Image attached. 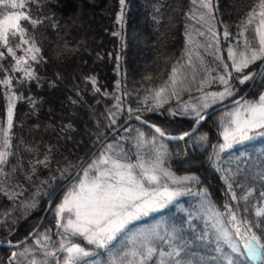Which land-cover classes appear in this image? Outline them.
Returning a JSON list of instances; mask_svg holds the SVG:
<instances>
[{
  "label": "trees",
  "instance_id": "obj_1",
  "mask_svg": "<svg viewBox=\"0 0 264 264\" xmlns=\"http://www.w3.org/2000/svg\"><path fill=\"white\" fill-rule=\"evenodd\" d=\"M253 1L256 0H219L221 9L217 14L220 13L221 31L227 30L230 33L236 31L241 17L248 11L243 10L251 6ZM188 8V0H125L123 20L120 23H117L120 0H25L23 9H5L0 12V19L10 12L24 11L33 19L42 21L34 28L28 22L21 21V25L27 28L25 38L34 39L36 46L41 50L36 54L38 58L42 57L40 63L26 57L35 71L36 79L23 82L25 81L23 73L13 70L15 60L0 46V51L5 52V58L0 60V65L3 66L0 68V80L6 76L13 77L11 90L17 96L13 127L9 133L11 147L8 151L12 154L8 158V163L3 166V171L7 175L0 176V213L6 205L12 217L9 215L2 222L4 214H0L2 226H5V233L0 236L1 242L18 243L26 238L38 224L49 194L58 187L54 188L66 183L100 142L129 118L140 116L172 135L193 129L195 125L193 118L171 116L163 109L146 111V108L133 111L131 115L125 110L120 120L105 130L100 122L116 107L119 95L128 100V103L124 101L123 105L139 108V103L144 97H148L150 93L163 86L165 81L167 82L177 53L182 49ZM134 34L137 35L136 40L140 41L138 46ZM18 39V37L12 39L10 36V46L14 49ZM23 47L27 48L29 45ZM15 50L17 57L25 56V52ZM262 63L256 64L257 68L252 72L258 73ZM24 67L27 68L28 65ZM119 69L122 72H119ZM247 73L250 71L243 74ZM261 73H264V68ZM261 73L247 96L248 99L256 101L264 91V74ZM241 76L234 75V81L239 82L238 78ZM151 77L154 79L147 81ZM254 77L255 75L253 79ZM92 79H95V85L92 84ZM253 79L244 84L239 82V89L245 93ZM60 80L64 81L65 85L69 84L71 90L68 91L65 85L62 86ZM97 88L99 91H96ZM115 88L117 96L112 94ZM8 91L6 86L0 85V128L6 127L8 100L5 93ZM233 100H227L226 103ZM61 102H66L67 107L62 109ZM86 108L93 109L92 120L85 119ZM212 109L214 108L206 110L203 114ZM73 112L78 113L80 115H77L78 119L81 117L84 121L77 122L75 126L81 130L87 126L88 131H85V134L89 135L92 131L91 135L97 134L95 140L76 137L74 127L69 121L70 119L73 121V116L70 115ZM223 113L224 111H219L212 114L196 132L191 134L188 141L181 142H168L148 126L132 121L113 135L91 159L95 160L108 144L113 145L118 152L122 150L132 162L137 159L152 161L159 151L164 154L163 167L174 176H185V172H189L188 175L198 177L199 183L190 182L184 188L191 194L179 200L178 205L182 209L173 208L168 213L159 214L164 219L167 218L168 234L173 233V230L175 232L172 246L182 250L179 259L191 258L194 264H226V261L217 256L214 233L210 225L195 208L196 193L206 191L208 199L220 210L225 209L223 203L227 202V196H230V201L226 204L235 205L238 214L244 219H254L256 208L264 207V196H261L264 192V149L257 151L255 148L242 146L225 152L221 157L216 155L221 141L219 136L225 124ZM179 118L186 119L184 128L169 123L170 120ZM168 123L169 125H166ZM140 133L144 134L145 143L137 147ZM153 137L157 139L155 144L151 143ZM201 137L206 139L201 140ZM2 142L3 133L0 132V144ZM80 142L81 146H87L86 151L74 155L79 149ZM212 154V160L208 164ZM73 156L77 157L76 162H73ZM38 161H47V166ZM170 163L177 165L178 168L173 169ZM218 168L221 171H217ZM63 169L65 172L63 176L67 175V180L58 181L56 183L58 185L49 188L54 183V177ZM81 174L77 178H80ZM225 175L230 177L229 182L236 193V200L231 199V193L227 190L223 179ZM32 180L42 183L43 186L37 188L32 183L27 184ZM249 191L252 195L245 201L241 197L247 196ZM36 200L41 202L40 205L35 203L33 208L26 207ZM30 210L35 218L28 220L30 224L38 219L33 228H27L30 224L25 221L24 216V213ZM53 212L55 213L54 209L47 215L33 239L48 235L52 242H49V248L55 251L60 243L57 241L60 230L54 234L48 227L43 228L54 216ZM20 213L21 217H15ZM80 238L76 237L73 240L78 243L81 241ZM155 243L158 250L164 251L163 241L157 240ZM87 246L90 252L95 251V255L84 259L81 264H109L108 252L92 245ZM25 249L36 258L43 256V250L33 240H28L16 247L0 246V264L29 262L26 258L31 254L19 255ZM123 249H126L125 244L119 239L113 251L118 253ZM11 252L18 255L15 260L10 261L8 259ZM63 256L64 253L57 252L60 261ZM43 258L55 264L54 258ZM160 259L157 255L149 264H160ZM165 259L167 260V257ZM171 262L168 261V264ZM236 264L250 263L243 258Z\"/></svg>",
  "mask_w": 264,
  "mask_h": 264
},
{
  "label": "snow or ice",
  "instance_id": "obj_2",
  "mask_svg": "<svg viewBox=\"0 0 264 264\" xmlns=\"http://www.w3.org/2000/svg\"><path fill=\"white\" fill-rule=\"evenodd\" d=\"M191 2L196 8L193 9L190 19L196 20L197 23L208 24L207 31L211 34L208 37L210 42L206 46L200 44L199 47L212 48L214 44L218 46L219 34L215 27L209 23L214 18L212 0H191ZM120 5L121 13L117 23L123 20L125 0H120ZM23 8H25V0H0V12L5 9ZM200 9L203 11L197 16L196 12ZM206 16L208 20L205 19ZM21 21L28 22L33 28L42 23L24 11L10 12L4 15L0 19V46L6 49L7 55L15 60L13 70L22 72L25 77L23 82H28L36 79V75L26 57H30L31 61L35 63H40L42 57L38 58L36 55L41 50L36 46L34 39L25 38L27 28L21 25ZM240 27L242 29L240 36L244 37L243 47L239 52L233 48L228 49V58L232 61L231 68L237 73H243L245 69L257 61L264 62V0H258V4L247 14ZM250 29L252 31L251 39L245 35ZM197 31L200 36H205V32ZM114 35H118V33H114ZM223 35L227 38L230 33L225 30ZM10 36L12 39L19 38L15 49L25 52V56L17 57L16 50L10 46ZM188 40L189 44L194 43L191 35H189ZM24 45H29V47L24 48ZM186 55L189 58L188 66L194 67L193 52L189 50ZM195 55L203 65V58L200 54L197 52ZM4 58L5 52L0 51V60ZM217 59L221 61L225 73L218 77L219 82L224 85V91L204 95L201 97L200 106L184 105L182 108V114L192 116L196 124L206 119L202 109H206L211 104L223 101L234 94L230 85L232 72L229 71V65L223 62L222 56H217ZM24 65H28V67L26 68ZM2 67L0 65V68ZM204 70L207 71V69ZM256 74L255 72L244 74L238 78L239 82L244 84L246 81L252 80ZM12 79L13 77L6 76L0 80V85L6 86L9 90L5 93L8 100L6 127L0 128V132L3 133V142L0 144V176L7 175L3 171V166L8 163V158L12 154L8 151L11 147L9 133L13 127V110L17 100L15 92L11 90ZM185 79L187 77L183 74L182 66L174 67L169 82L154 92L152 96L155 101L154 107L158 108L167 102L168 96L164 94L169 90H171L172 96H177L179 94L177 85L183 84ZM91 82L95 85V79H92ZM207 83V81H201V90ZM96 91L99 89L97 88ZM235 103L237 107L228 113L227 126L222 133L224 143L218 145L220 152L231 150L255 139L254 134L258 133L264 136V95H260L255 102L246 101L241 104L240 101H235ZM116 107L118 110L120 109L119 104ZM127 111L131 115L134 110L128 108ZM172 114L175 115L176 113ZM111 115L114 117L116 114L111 113ZM135 118L141 119L140 116ZM115 122V119H112L111 123L114 124ZM155 132L160 137L167 135L159 127H155ZM189 135L190 133L185 132L180 136H168L167 138L183 140ZM143 136L144 134L140 133L137 147L145 143ZM155 139L153 137L152 144H155ZM205 139L206 137H201V140ZM163 155L158 151L152 161L137 159L133 163L122 150L118 152L113 145H106L105 151L86 165L82 178L71 187L57 206V226L63 229L65 239L60 241L55 251L49 248L51 238L48 235L45 234L36 239V245L43 250L42 255L54 258L55 264H61L60 259L57 258V252H60L65 254L62 257V264H81L85 258L95 255V253L87 251L80 244L73 243L69 239V237H81L89 245H94L96 248L108 252L109 264H149L157 255L161 258L160 264H168V261H172L173 264H191L190 261L185 262L179 259L181 249L171 246V240L175 238L174 230L168 239H165L156 230L150 233L136 234L130 240L132 245L130 248L123 249L118 253L113 251L115 243L127 233L130 224L152 212L164 209L180 196L186 194L178 187H169L163 178H167L173 185L189 182L199 183L198 177L194 175L183 178L175 177L173 173L163 167ZM216 155L219 156V153ZM38 163H45L47 166V161H38ZM217 171H221V169L218 168ZM223 179L228 192L231 193V199L236 200V193L232 190V184L229 182L230 177L225 175ZM202 195L205 200L208 199L206 191ZM250 195H252L251 191L247 196L241 198L247 201ZM261 196H264V192L261 193ZM26 207H35V202L26 205ZM224 207L225 211L220 212L211 203L205 205L209 221L212 222L216 232L218 245L216 251L220 254L221 259L226 261V264H236V257H246L255 264H264V207L256 208L254 219L241 218L229 205L226 204ZM157 240L168 243L171 250L167 252L158 250L155 243ZM8 243L11 244L10 241ZM221 243L226 245L234 256L225 254L224 248L219 247ZM26 253L31 254L28 249H25L19 255ZM17 255L16 252H13L12 259L15 260ZM31 264H49V262L47 259L39 261L32 259Z\"/></svg>",
  "mask_w": 264,
  "mask_h": 264
},
{
  "label": "rangeland",
  "instance_id": "obj_3",
  "mask_svg": "<svg viewBox=\"0 0 264 264\" xmlns=\"http://www.w3.org/2000/svg\"><path fill=\"white\" fill-rule=\"evenodd\" d=\"M257 1V0H256ZM256 1H253L252 2V4H251V6H247L243 11H247V13L246 14H244L241 18V21H240V25H241V22L246 18V16H247V14L253 9V7H256V5L258 4V1L256 2ZM257 3V4H256ZM254 4H256L255 6H253ZM188 6H189V8H188V10H187V14H186V22H185V36L183 37V43H182V49L180 50V52L179 53H177V59L175 60V64L174 65H172V67H171V70H170V72H169V77H170V75H171V73H172V71H173V68L174 67H178V66H182V71H183V74L187 77V79H185L184 80V82H183V84H178L177 85V90H178V95L177 96H172L171 94H170V92H171V90H169L168 92H166L164 95L165 96H168V99H167V102H165L162 106H160V107H158V108H156V107H154V105H155V101L152 99V96H153V94H154V92H152V93H150L149 95H148V97H144L143 98V101L141 102V103H139V108H132L131 106H129V105H123V103H124V101H125V103L127 104L128 103V100L125 98V99H123L122 97H121V95H119L117 98H118V100H116V101H118V102H116L115 103V106L117 105V104H119L120 105V109L118 110L117 109V107H114V109H113V111L112 112H109L107 115L108 116H106V118L105 119H103V120H101L100 122H101V126L104 128V130L105 129H109L110 127H111V125H113L112 123H111V121H112V119H115V123L114 124H116L117 123V121H118V119L120 120V117H122V115H123V113H124V111L126 110L127 111V109L128 108H131V109H133L134 111H141L142 109L144 110V109H146L147 108V110L146 111H149V109H154V110H157V111H161L162 109L163 110H165V111H167V113H169L171 116H181L182 115V117L183 118H187V116H189V117H191L192 118V116H190V115H184V114H182V108H183V106L184 105H192V106H200V104H201V97H203L204 95H206V94H210V93H212V92H222V91H224V85H222L220 82H219V79H218V77L220 76V75H224L225 73H224V71H223V68H222V65H221V61L219 60V59H217V56H222L223 57V62L224 63H227L228 65H229V71H231L232 72V77H231V80H230V85H231V87H232V90H233V95L232 96H230V97H228V98H226L225 100H223V101H218V102H216V103H213V104H211L208 108H206V109H202V113L203 112H205L206 110H209L210 108H214V109H217L218 107H220V106H222V105H224V104H226V101L227 100H230V99H234V100H237V99H239V98H241V97H243L244 96V98L240 101L241 102V104H243L244 102H246V101H252V102H255L254 100L255 99H248L247 98V96L250 94V92H251V89L253 88V85H254V83L256 82V80H255V82H253L250 86H249V88H248V90L245 92V93H243L242 92V89L240 90L239 89V87H240V85H239V82H235L234 80V75H236V74H240V75H244L243 73H245V72H247V71H250V73H253L252 72V70L254 71L255 70V68H257V67H255L256 66V64H258L259 62H261V61H257L255 64H252V65H250L249 66V68H247V69H245L244 70V72L243 73H237V72H235L232 68H231V64H232V61L228 58V49L229 48H233V49H235V50H237V52H239V50L243 47V41H244V37H242V36H240V32L242 31V29H241V27H240V25L236 28V31H232V33H230V35L227 37V38H225L224 37V35H223V33H224V31H221V25H220V13L219 14H217L218 12H219V9H221V4L219 3V0H212V6H213V15H214V18L213 19H211L210 21H209V23L211 24V25H213L214 27H215V30L217 31V33L219 34V36H218V39H219V43H218V46L217 45H215L214 44V46L212 47V48H206V47H199V45L200 44H204L205 46L210 42L209 41V39H208V37L211 35L210 33H208V31H207V29H208V24H204L203 22H201V23H197L196 22V20H194V19H190V16H192V13H193V9H195L196 8V6L195 5H193L192 4V2H191V0H188ZM201 11H203L202 9H200V10H197V12H196V15L198 16L199 14H200V12ZM118 13H121V5H120V11L118 12ZM118 13H117V19H118V16L120 15H118ZM205 19L206 20H208V17L206 16L205 17ZM155 30V29H154ZM197 30H199V31H203V32H205V36H200L199 35V33H198V31ZM189 35H191V37H192V40L194 41V43H192V44H189V40H188V37H189ZM246 36H248L249 37V39H251V37H252V31H251V29L249 30V32L248 33H246L245 34ZM135 36H137L136 34H134V40H135V43H136V46H138V44H140V41H138V39L136 40V37ZM239 41V43H237ZM189 50H191L192 52H193V56H192V62H193V66L194 67H190V66H188V56L186 55V53L189 51ZM141 52V51H140ZM199 53L200 54V56L203 58V65H201V62H200V60H198L197 58H196V55H195V53ZM141 54V53H140ZM142 58H143V56H142ZM141 58V59H142ZM264 63V62H263ZM262 63V64H263ZM262 66V65H261ZM204 69H207V71H205ZM249 69V70H248ZM263 70V69H262ZM119 72H122V70L121 69H119ZM262 72V71H261ZM260 75V74H259ZM169 77H167V82L165 81L164 83V85H166V83H168L169 82ZM193 77H194V79H193ZM259 77V76H258ZM152 79H154V78H148V80L147 81H151ZM201 81H207L208 83L207 84H205L204 86H203V89L201 90ZM60 84L63 86V85H65L64 84V81H62V80H60ZM138 84H140L141 85V83H138ZM117 85H118V83H117ZM145 85V84H144ZM163 85V86H164ZM146 86V85H145ZM68 91L69 90H71V86H69V84H66L65 86H64ZM162 87V86H161ZM159 89V88H158ZM157 89V90H158ZM239 90H240V92H239ZM240 95H239V94ZM243 93V94H242ZM112 94H116V96L118 95L117 94V90H116V88H115V90H114V92L112 93ZM261 95H264V91L262 92V94ZM237 96H239V98H235V97H237ZM233 100V101H234ZM257 101V100H256ZM141 105V106H140ZM67 107V104H66V102H61V108L63 109V108H66ZM237 107V105H235V106H232V107H230V108H226V109H223V110H221V111H224V116L223 117H225V124H224V127H223V131H224V128L227 126V122H228V119H229V117H228V113L229 112H231V111H233L235 108ZM136 109V110H135ZM138 109V110H137ZM93 109L92 108H86V115H85V119L87 120H92L93 119V114H94V111H92ZM150 110V111H151ZM220 111V112H221ZM13 113H14V110H13ZM111 113H115L116 115L113 117L112 115H111ZM161 113V112H160ZM172 113H176L175 115H173ZM70 115L71 116H73V121L70 119L69 121L71 122L70 123V125H72L74 128H73V130L75 131V135H76V137L78 138V137H85V139H90V141H92L93 140V138H94V140L96 139V137H97V134H93V135H91L92 134V131H91V133L89 134V135H86L85 134V131H88V130H86L87 129V126H84L82 129L83 130H81L80 128H78V127H76L75 125L77 124V122H82L83 120H82V118L80 117L79 119H78V117H77V115H78V113H70ZM78 116H80V115H78ZM83 116H84V114H83ZM129 120V119H128ZM127 120V121H128ZM206 120V119H205ZM204 120V121H205ZM186 119H182V118H179V119H177V120H170V122L169 123H172L173 125H175V126H180V127H182V128H184L185 127V125H186ZM203 121V122H204ZM126 122V121H125ZM124 122V123H125ZM165 122V121H164ZM83 123H84V121H83ZM123 123V124H124ZM166 123V122H165ZM169 123L168 124H166V125H169ZM99 124V123H98ZM123 124L121 125V126H123ZM87 125H88V123H87ZM157 127H159L158 125H156ZM120 127V126H119ZM116 130V129H115ZM223 131H222V133H223ZM89 133V132H88ZM103 133H104V131H103ZM185 133V132H184ZM188 133V132H187ZM222 133H221V135L219 136V138H220V144H222V143H224V139H223V135H222ZM183 133H180V134H176V135H172V134H169L170 136H173V137H176V136H180V135H182ZM255 135V139H253V140H251V141H247V142H245L243 145H239V146H236V147H234L233 149H231V150H234V149H236V148H240V147H242V146H244V148H246V147H251V149H253V148H255V149H257V151H262L263 149H264V136H261V135H259L258 133L257 134H254ZM88 136V137H87ZM191 135H189V136H186L183 140H180L179 142H181V141H188L189 140V137H190ZM75 137V138H76ZM69 138V137H68ZM157 140V139H156ZM81 142H83V141H81ZM81 142H80V144H79V149L74 153V155H78V153L79 154H81L85 149H86V147L87 146H85V147H83V146H81ZM255 145V146H254ZM259 145V146H258ZM61 149H62V147H61ZM63 150V149H62ZM65 151V150H64ZM86 151V150H85ZM88 151V150H87ZM105 150H103L102 152H104ZM229 151V150H228ZM228 151H225V152H228ZM66 152V151H65ZM101 152V153H102ZM225 152H220L219 151V149H218V153H219V156L221 157V156H223V154H225ZM91 155V154H90ZM89 155V156H90ZM215 156V155H214ZM74 157V156H73ZM93 159V158H92ZM129 159V158H128ZM214 159V158H213ZM77 161V157L75 158L74 157V159H73V162H76ZM91 161V160H90ZM131 161V160H130ZM132 162V161H131ZM136 162V161H135ZM134 161H133V163H135ZM83 164V163H82ZM171 164V166H172V168L173 169H177L178 167H177V165H174V164H172V163H170ZM87 165V164H86ZM82 166V165H81ZM80 166V167H81ZM79 167V168H80ZM180 169V168H179ZM186 169V168H185ZM67 170V169H66ZM84 170V168L82 169V171ZM64 171V169L63 170H61L60 172H58V176L57 177H54V183L52 184V186H50L49 188H54L56 185H58V184H56L58 181H61V180H63V179H65V180H67V178L68 177H64L63 176V173H65V172H63ZM187 173H189V172H185V176H191V175H188ZM82 174H83V172H82ZM82 174H81V176H80V178H82ZM174 175V174H173ZM185 176H181V177H177V178H183V177H185ZM59 177V178H58ZM176 177V176H175ZM59 180H58V179ZM80 178H77L71 185H69L67 188H64L62 191H61V193L59 194V195H61V196H59L58 195V197H56V199L53 201V203L51 204V207L50 208H48V206H49V202L51 201L50 199L54 196V194L56 193V191L62 186V183H61V185L59 184L58 186H56L54 189H56L57 187V189L56 190H54L53 192H51L50 194H49V197H48V200H46L47 201V204H46V206H45V208H43L44 210L42 211V215H41V218H40V220L38 221V224L36 225V227L33 229V231L35 230V229H37V232H38V230H39V228H41V226L43 225V223H44V221H45V219H46V217H47V215L54 209V211H55V213L53 212L52 213V215H54V216H52L51 217V219L47 222V224L43 227V228H45V227H48V229L50 230V232L51 233H54V234H57L59 231H58V229L60 230V237H59V239L57 240V241H61V240H64L65 239V234L63 233V229L62 228H59L57 225H58V217H57V215H56V209H57V206L62 202V200H63V197L67 194V192L71 189V187L74 185V184H76L77 182H78V180L80 179ZM164 179V181L166 182V183H168V185H169V187H173V188H176V187H178V188H180L182 191H184L186 194L185 195H182V196H180L175 202H173L172 204H169L167 207H165L164 209H162V210H160V211H157V212H152V213H150L149 215H147V216H144V217H142L140 220H137V221H134L132 224H130L129 225V228H128V231H127V233L126 234H124L123 236H122V238H121V240L123 241V243L125 244V248H130L132 245H131V242H130V240H131V238H133V237H135L136 236V234H139V233H150V232H152L153 230H156V231H158L159 233H160V235H162V236H164L165 237V239H168V237H169V235L170 234H172V233H169L168 234V230H167V218H165L164 219V217L163 216H161V215H159L160 213H164V212H167L168 213V211L170 210V209H173V208H175V210H178V209H182V208H180V205H178V202H179V200L181 199V197H185V196H189L191 193L187 190V189H184V188H186V185L188 184V183H186V184H180V185H173V184H171V182L170 181H168L167 180V178H163ZM65 182V181H64ZM63 182V183H64ZM30 183H32V184H34L37 188L38 187H42L43 186V184L42 183H38V182H34L33 180L31 181V182H29V183H27V184H29L30 185ZM44 183H45V181H44ZM190 183V182H189ZM47 186H48V184H46ZM45 188V187H44ZM47 188V187H46ZM183 188V189H182ZM202 193H204V192H202ZM202 193H193V194H195V196H196V203H197V205H196V207L195 208H197V210H198V212H199V214L201 215V217L204 219V221L205 222H207L209 225H210V228L212 229V231H213V233H214V240H215V245H216V248L218 247V245H217V240H216V232H215V230H214V228H213V226H212V222H210L209 221V218H208V214H207V212L205 211V205H207L208 203H211L212 204V202L209 200V199H207V200H205L204 198H203V195H202ZM39 199V198H38ZM228 201H230V196H227V202L226 203H228ZM35 203H37L38 205H40V203L41 202H39V200H36V201H34ZM231 204V205H230ZM229 204V207L230 208H232V209H234L236 212H237V214H238V209H237V207L235 206V205H233L232 203H230ZM3 205H4V203H3ZM216 209H218L220 212H224L225 211V209L223 208V210H220V208H217L214 204H212ZM226 205V204H225ZM13 206H15V205H13ZM12 206V207H13ZM49 209V210H48ZM48 210V211H47ZM2 212L1 213H3L4 215H3V217H4V219L2 220V222L3 221H5V219L6 218H8L9 217V215H10V209H8V208H6V205L5 206H3V209L1 210ZM31 210L28 212H26V213H24V216H25V218L27 219H25V221H27L29 224H30V221H28V220H34L35 218L33 217V215L31 214ZM0 213V214H1ZM166 213V214H167ZM32 215V216H31ZM11 216V215H10ZM22 216V214L20 213V214H16V216L15 217H21ZM39 216H40V214L38 215V218H39ZM238 216L239 217H241V215L240 214H238ZM12 217V216H11ZM49 219V218H48ZM38 220V219H37ZM37 220H35L32 224H30V225H28L27 226V228L28 227H31V228H33L34 226H35V224L37 223ZM40 225V226H39ZM39 226V228H37ZM208 226V225H207ZM165 230H167V231H165ZM33 231L32 232H29V234H28V236L26 237L27 238V241L28 240H33L34 242L36 241V240H34L33 239V236H31L32 235V233H33ZM3 233H5V226L3 227L2 226V223H1V221H0V236L3 234ZM26 238H24V239H26ZM76 237H69V239H71V241L73 242V243H76V240H73V239H75ZM23 239V240H24ZM81 239V241L79 240V242L77 243V244H80L81 245V247H84L87 251H90L89 249H88V246L87 245H89L83 238H80ZM173 240L174 239H172L171 240V246H172V244H173ZM22 241V240H21ZM9 241H5V243H8ZM26 242V241H25ZM51 242V241H50ZM11 243H13V242H11ZM52 243V242H51ZM83 244H84V246H83ZM16 246H18V245H16ZM16 246H13V247H16ZM87 246V247H86ZM89 246H91V245H89ZM94 248H96L94 245H92ZM171 246L168 244V243H165L164 241H163V247H162V249L165 251V252H167V251H170L171 250ZM219 247H222V248H224V252H225V254H227V255H232V256H234V254L233 253H231V250L229 249V248H227V246L226 245H224L223 243H221L220 245H219ZM242 248V247H241ZM53 251V250H52ZM91 252H93V253H95V251L93 250V251H91ZM12 253V252H11ZM39 254H40V252H38ZM217 256H220V254L217 252ZM33 254H31V255H29L27 258H26V261H29V262H23V264H28V263H31V260L32 259H36V260H45V258H43L44 256H42L41 258H36V257H34V256H32ZM38 255V254H37ZM65 255V254H64ZM94 256V255H93ZM93 256H90V257H93ZM89 257V258H90ZM212 258V257H211ZM86 259V258H85ZM236 259V262H238V261H240L241 262V259H243V257H236L235 258ZM8 260H12V254L10 255V257H9V259ZM183 261H185V262H187V261H190L191 262V264H194L193 262H192V259L191 258H188L187 260H183ZM49 264H51V263H49ZM61 264H62V261H61ZM171 264H173L172 262H171Z\"/></svg>",
  "mask_w": 264,
  "mask_h": 264
},
{
  "label": "water",
  "instance_id": "obj_4",
  "mask_svg": "<svg viewBox=\"0 0 264 264\" xmlns=\"http://www.w3.org/2000/svg\"><path fill=\"white\" fill-rule=\"evenodd\" d=\"M264 68V63L262 64V66L260 67V69H259V71H258V73H257V75H256V77H255V79H254V81L253 82H255V80L258 78V76H259V74L261 73V71H262V69ZM244 98V96L243 97H241V98H239V99H237V100H235V101H241L242 99ZM235 101H233V102H230V103H227V104H225V105H222V106H220V107H218L217 109H214L213 111H211V112H209V113H207L205 116H206V119L209 117V116H211L212 114H214L215 112H217V111H219V110H223V109H225V108H228V107H230V106H233V105H235L236 103H235ZM132 120H137L136 118H131V119H129L123 126H121V127H119V128H117L116 130H114L113 132H111L99 145H98V147L95 149V151H93V153L83 162V164H82V166L77 170V172L75 173V175L70 179V181H68L67 183H65V184H63L57 191H56V193L54 194V196L50 199L51 201L49 202V206H48V208H50L51 207V204L53 203V201L56 199V197H58V195L61 193V191L64 189V188H66L67 187V185L74 179V178H76L79 174H80V172L82 171V169L86 166V164L91 160V158L98 152V150L102 147V145L109 139V138H111L115 133H117L118 131H120L123 127H125L127 124H129ZM140 121L141 122H143L144 124H146L147 126H149L150 128H152L154 131H155V127H153L154 125L153 124H150V123H145L142 119H140ZM202 122V121H201ZM200 122V123H201ZM199 124H196L195 125V127H194V129L192 130V131H190L189 133L191 134V133H193L194 131H196V128H197V126H198ZM158 134V133H157ZM159 135V134H158ZM164 139H166V140H169V141H178V139H168L167 138V136H165V137H163ZM211 159H212V156L210 157V160H209V162H208V164L211 162ZM49 210V209H48ZM47 210V211H48ZM40 226V225H39ZM39 226L37 227V228H39ZM37 232V229H35L34 231H33V233H32V235L31 236H33L35 233ZM25 241H27V238L26 239H24V240H22L21 242H19V243H15V244H10V245H8V244H3V245H5V246H16V245H19V244H21V243H23V242H25Z\"/></svg>",
  "mask_w": 264,
  "mask_h": 264
},
{
  "label": "bare ground",
  "instance_id": "obj_5",
  "mask_svg": "<svg viewBox=\"0 0 264 264\" xmlns=\"http://www.w3.org/2000/svg\"><path fill=\"white\" fill-rule=\"evenodd\" d=\"M224 195H226V193H224ZM225 204H226V202L223 203V205H225Z\"/></svg>",
  "mask_w": 264,
  "mask_h": 264
}]
</instances>
